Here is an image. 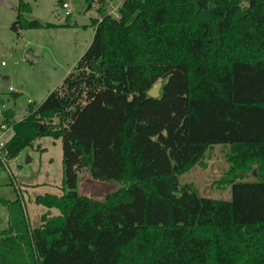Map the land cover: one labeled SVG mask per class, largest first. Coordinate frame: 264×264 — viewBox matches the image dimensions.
Wrapping results in <instances>:
<instances>
[{
    "label": "trees",
    "instance_id": "obj_1",
    "mask_svg": "<svg viewBox=\"0 0 264 264\" xmlns=\"http://www.w3.org/2000/svg\"><path fill=\"white\" fill-rule=\"evenodd\" d=\"M96 1L75 71L22 120L2 111L9 161L61 139L63 194L35 197L48 209L35 229L21 194L0 198V264H264V0H125L118 19ZM17 9V33L56 27L28 19V0ZM218 144L229 146L230 200L180 184ZM254 167L257 182L241 180ZM85 169L121 187L83 196Z\"/></svg>",
    "mask_w": 264,
    "mask_h": 264
},
{
    "label": "rangeland",
    "instance_id": "obj_2",
    "mask_svg": "<svg viewBox=\"0 0 264 264\" xmlns=\"http://www.w3.org/2000/svg\"><path fill=\"white\" fill-rule=\"evenodd\" d=\"M7 1L11 7L0 2V123L2 111L12 110L16 119L26 116L30 103H42L52 90L63 83L67 74L75 71L78 60L94 37L92 20L100 16L96 0H90L92 7L88 0H66L71 10L69 17L58 0H28L32 5L28 19L51 23L56 27L17 33L11 27L18 17L19 0ZM124 1L109 0V15L116 18ZM27 53L36 60L26 59ZM5 132V139L12 136L10 128H6ZM228 154V145L218 144L210 148L202 163L179 177L181 187L190 184L201 197L230 200V185L223 182L231 167ZM62 162L61 139L42 137L16 159L8 161L9 170L0 168V198L13 202L21 194L26 217L33 229L41 225V216L48 211L36 202L35 197L63 194ZM255 169L243 174L241 180L257 182ZM78 181L81 195L99 200L121 187L117 181L92 179L88 169L79 173ZM7 210V206H0V230L8 225ZM50 212L52 216L59 214L56 208Z\"/></svg>",
    "mask_w": 264,
    "mask_h": 264
},
{
    "label": "built area",
    "instance_id": "obj_3",
    "mask_svg": "<svg viewBox=\"0 0 264 264\" xmlns=\"http://www.w3.org/2000/svg\"><path fill=\"white\" fill-rule=\"evenodd\" d=\"M66 11L67 16L71 14V10H70V5L69 3H64L63 7ZM120 17V14H116V19H118ZM7 127L2 126V128L0 129V159L3 163V166L5 167V169L9 170V167L7 166V162L9 161L8 159V152L5 151L4 146L6 144V140L5 136L7 135V132H5Z\"/></svg>",
    "mask_w": 264,
    "mask_h": 264
},
{
    "label": "water",
    "instance_id": "obj_4",
    "mask_svg": "<svg viewBox=\"0 0 264 264\" xmlns=\"http://www.w3.org/2000/svg\"><path fill=\"white\" fill-rule=\"evenodd\" d=\"M101 1H105V0H101ZM0 2L2 4H4L5 6H7V7H11V5L8 3L7 0H0ZM26 59H28V60H30V59L36 60V58L32 54H29V53L26 54ZM162 87H163V82L159 81V82L155 83L151 87V89L147 92L148 93V96L150 98L151 97H153V98H159L161 96V93L160 92L162 90ZM136 128H137V130L143 129L144 128V125L137 123Z\"/></svg>",
    "mask_w": 264,
    "mask_h": 264
},
{
    "label": "crops",
    "instance_id": "obj_5",
    "mask_svg": "<svg viewBox=\"0 0 264 264\" xmlns=\"http://www.w3.org/2000/svg\"><path fill=\"white\" fill-rule=\"evenodd\" d=\"M1 78H2V77H1V75H0V79H1ZM15 116H16V115H15ZM24 117H25V116H24ZM24 117H23V118H24ZM23 118H21V119H17V120H22ZM15 119H16V118H15ZM89 197H90V196H89Z\"/></svg>",
    "mask_w": 264,
    "mask_h": 264
}]
</instances>
